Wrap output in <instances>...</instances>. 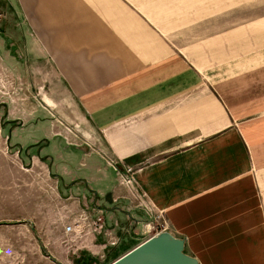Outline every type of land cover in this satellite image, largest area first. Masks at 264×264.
Wrapping results in <instances>:
<instances>
[{
	"label": "crops",
	"instance_id": "crops-1",
	"mask_svg": "<svg viewBox=\"0 0 264 264\" xmlns=\"http://www.w3.org/2000/svg\"><path fill=\"white\" fill-rule=\"evenodd\" d=\"M125 1L0 0V58L19 82L45 74L44 103L78 106L86 134L80 174L66 168L76 157L68 113L37 119L46 142L28 143V215L48 254L91 264L110 249L113 259L151 234L144 225L158 213L198 264H264V21L247 35L225 17L215 33L212 20L192 26L198 16L158 0L182 24L161 32L132 9L149 4ZM80 211L102 217V229L65 234L61 221Z\"/></svg>",
	"mask_w": 264,
	"mask_h": 264
},
{
	"label": "rangeland",
	"instance_id": "rangeland-1",
	"mask_svg": "<svg viewBox=\"0 0 264 264\" xmlns=\"http://www.w3.org/2000/svg\"><path fill=\"white\" fill-rule=\"evenodd\" d=\"M157 1L134 0L133 4L145 2L151 8H131L138 17L142 18L145 22L147 21L146 23L150 26L153 24H165L161 27L163 28L160 29L161 32L179 31L182 28V24L179 26L174 25L175 21L180 22L179 15H166L164 11L157 9L156 4H153L157 3ZM174 1L173 4L190 9H183L186 13L190 11V17L198 16L197 18L191 17V21L188 23H191L192 26L198 23V27H200L199 24L202 21L212 20L214 22L213 30L215 33L221 29L220 19H225V17L229 20L228 23H230L231 28L246 24L244 30L247 35L249 32H253V23H255L256 19L264 21V0ZM123 2L126 3L125 0ZM129 2L130 5H133L132 0ZM189 3L192 7L187 5ZM179 14L182 15L181 13ZM149 15L154 20H159L160 23L151 20L148 17ZM184 26L186 24L183 25V29L185 28ZM261 29L264 31V23ZM260 44L261 46L257 48L261 49L264 54V40ZM10 59L13 60L12 58ZM4 63H6L5 66L3 65ZM19 75L20 73L15 71L12 64H9L5 58H0V264H57L56 261L59 260L55 259L53 261L50 259L53 256L47 252L44 236L36 230L31 217L28 215L30 213L29 202L33 200L32 187L34 185H32L33 170L26 167L30 165L33 154L37 153L33 147L29 146V142L38 140L36 145L46 142L45 139H42L43 133L46 132L38 125H45L47 121L39 123L36 121L37 119L43 118L41 120H44L46 117L56 119L58 115L61 116L63 113H68L71 117L67 123V127L70 130L68 140L71 154H75L76 157L69 165H66V168L74 174H80L83 167L77 165V160L80 157L78 148L80 147V141L85 138L86 134L78 118L80 113L78 106L76 107L75 104H71L65 106V108L60 105L44 103L46 102L45 96L48 92L47 86L44 85L45 81L43 77L45 74H38L39 79H41L40 83H31V74L27 72L23 73V77H26L27 81L23 80V82H19ZM29 80L30 82H28ZM58 121L61 123V120ZM15 135L18 137L16 138ZM87 138L92 141V134L91 137ZM15 141H18L17 143L19 144H16ZM81 146L83 147L84 145ZM43 150H46V148L43 147ZM39 153L43 154L42 152ZM101 155L107 161H110L106 157L107 154L101 153ZM17 163H20L22 167ZM17 166L23 169L18 170ZM42 169L37 168L35 172L43 171L46 175V169ZM16 183L25 184L20 188ZM84 184L82 182L81 187H84ZM66 222L68 221L62 220L61 224H65ZM153 231L151 230L147 233ZM72 248L69 247L68 252L63 254L68 258H74L75 250H72ZM56 252V250L53 251L55 254ZM57 255H59L58 252ZM67 260H71L73 264L75 258ZM93 260L94 262L91 264H106L112 260V253L110 249L103 250L97 253L94 259H88V262ZM75 264L88 263L87 261L78 260Z\"/></svg>",
	"mask_w": 264,
	"mask_h": 264
},
{
	"label": "water",
	"instance_id": "water-1",
	"mask_svg": "<svg viewBox=\"0 0 264 264\" xmlns=\"http://www.w3.org/2000/svg\"><path fill=\"white\" fill-rule=\"evenodd\" d=\"M183 245V237L161 230L148 235L106 264H198L194 256L184 251Z\"/></svg>",
	"mask_w": 264,
	"mask_h": 264
},
{
	"label": "built area",
	"instance_id": "built-area-1",
	"mask_svg": "<svg viewBox=\"0 0 264 264\" xmlns=\"http://www.w3.org/2000/svg\"><path fill=\"white\" fill-rule=\"evenodd\" d=\"M124 174L126 176L123 177L124 182L129 183L132 181V173L131 169L128 167L124 168ZM84 225H87L88 228L86 231H83ZM103 219L100 216L89 217L84 211H80L76 218L72 221H68L62 225V229L65 234H78L81 236L86 232H98L102 229ZM144 228L147 232L154 230L151 234L156 233L161 230H166V222L158 213H154L149 221H146Z\"/></svg>",
	"mask_w": 264,
	"mask_h": 264
},
{
	"label": "trees",
	"instance_id": "trees-1",
	"mask_svg": "<svg viewBox=\"0 0 264 264\" xmlns=\"http://www.w3.org/2000/svg\"><path fill=\"white\" fill-rule=\"evenodd\" d=\"M76 261H78V259H75V261H74V263H73V264H75V263H76Z\"/></svg>",
	"mask_w": 264,
	"mask_h": 264
}]
</instances>
